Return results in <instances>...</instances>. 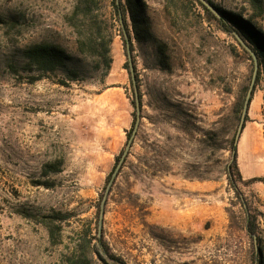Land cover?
<instances>
[{"label": "rangeland", "instance_id": "1", "mask_svg": "<svg viewBox=\"0 0 264 264\" xmlns=\"http://www.w3.org/2000/svg\"><path fill=\"white\" fill-rule=\"evenodd\" d=\"M146 1L154 40H133L141 120L108 195L100 237L127 264H248L226 168L251 62L204 13L176 16L163 0ZM211 1L252 13L248 0ZM73 4L0 0V264H66L86 235H96L102 196L132 129L135 95L117 22L105 77L86 56L79 61L87 71L75 82L64 71L33 80L35 72L24 69L23 51L33 43L76 52L65 21ZM104 10L111 14L110 0ZM256 24L264 32V15ZM248 115L238 143L239 185L258 215L264 253V76ZM56 162L61 171L46 175L44 166ZM255 177L263 182H248ZM94 245L91 264H116Z\"/></svg>", "mask_w": 264, "mask_h": 264}, {"label": "trees", "instance_id": "2", "mask_svg": "<svg viewBox=\"0 0 264 264\" xmlns=\"http://www.w3.org/2000/svg\"><path fill=\"white\" fill-rule=\"evenodd\" d=\"M105 1L106 0H74L73 7L69 14L66 15L65 21L75 35V53L51 42L33 43L24 49V69L33 73L35 72L33 80L42 79L47 74H57L60 71H64L68 81H78L81 79L82 74H85L87 71V65L79 61L81 56L92 58L95 67L103 71V76L105 77L108 75L113 64L111 45L113 43L114 28L116 26L115 22L119 24V34L122 37L125 51L127 46L125 32L128 35L132 55L134 53L133 40L138 42H150L154 40V35L151 31L150 17L147 12L148 4L146 0H110V5L112 7L110 15L104 10ZM163 1L164 10L169 14H175L176 16L183 15L186 17L191 13L198 12L200 16L204 13L210 22H215L219 30L232 36L238 42L251 62V73H253L254 60L251 54L237 40L234 32H238L241 35L258 57L259 70L253 90L254 95L261 77L264 76V32L256 24V19L264 15V0H248V4L252 11L249 16L222 9L211 0H208L216 6L221 14L220 18L216 17L200 0ZM5 22L6 21L0 16V24ZM159 53L161 55L160 58L165 55L162 46L159 47ZM161 60H163V58ZM134 66L136 72L137 67L135 61ZM136 80L137 82L139 81L137 74ZM61 82L63 85L69 84L67 81H64V79ZM131 85L134 91L132 78ZM138 90L140 107L142 109V96L139 85ZM133 105L135 107V112L133 113L134 120L131 132L129 133V139L137 120L136 101H133ZM241 107L242 103H239L236 110L235 127L240 120ZM248 119L249 115L246 116V121ZM229 150L231 153V162L227 166L226 172L242 211V219L244 220L243 230L247 243V262L248 264H264V253L262 248L263 239L259 232L258 215L253 212L247 197L242 192L239 185L241 177L238 170L236 131H234L230 140ZM128 156L122 168L126 165ZM120 158L121 156L117 158L116 164L119 163ZM61 166V162L46 164L43 170L46 175L59 173L61 171ZM248 182H263V179L255 177ZM53 222L54 221L49 219L45 221L51 236H55L56 234V226ZM94 240L98 242L100 249H102L114 263L127 264L121 257L115 255L108 244L98 235V226L95 236L90 237V234H88L85 237L84 243L75 246L74 256L70 258L66 264H91L90 256L94 251Z\"/></svg>", "mask_w": 264, "mask_h": 264}, {"label": "water", "instance_id": "3", "mask_svg": "<svg viewBox=\"0 0 264 264\" xmlns=\"http://www.w3.org/2000/svg\"><path fill=\"white\" fill-rule=\"evenodd\" d=\"M216 17L220 18L221 14L218 11V9L216 8V6L209 2L208 0H200ZM122 22V20H121ZM123 25V22H122ZM235 37L237 38V40L240 42V44L251 54L253 60H254V68H253V73H252V79H251V83L249 85L244 103H243V108H242V113L240 116V120H239V125L237 128V133H236V143H239V139L241 138V135L244 131V125L246 123V116L249 113V109H250V105H251V97L253 95V90H254V86L256 83V79L258 76V70H259V62H258V57L255 54V52L252 50V48L250 47V45L241 37V35L238 32H234ZM125 39L127 41V46H126V54L128 57V65H129V70H130V74H131V78H132V82L134 85V91H135V101H136V109H137V120L135 123V127L133 129L132 135L130 137V139L128 140V143L121 155L120 161L117 164L114 172L112 173V177L111 180L109 181L105 193L103 195L102 201L100 203V212H99V220H98V235L100 236L101 233V229L103 226V221H104V215H105V205L107 202V198L108 195L111 191V188L113 186V183L115 181V178L117 177L120 169L122 168L125 159L127 158V156L130 153L132 144L134 142V139L136 137L138 128H139V124H140V120H141V107H140V98H139V90H138V85H137V80H136V74H135V66H134V61H133V55H132V51L130 48V43H129V37L125 32Z\"/></svg>", "mask_w": 264, "mask_h": 264}]
</instances>
